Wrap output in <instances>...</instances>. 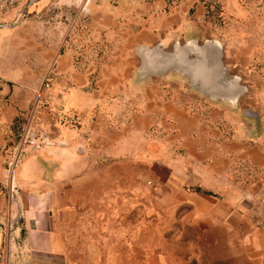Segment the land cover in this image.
I'll return each instance as SVG.
<instances>
[{"label":"rangeland","instance_id":"rangeland-1","mask_svg":"<svg viewBox=\"0 0 264 264\" xmlns=\"http://www.w3.org/2000/svg\"><path fill=\"white\" fill-rule=\"evenodd\" d=\"M237 4L0 0V157L10 178L25 158L44 157L58 163L65 200L76 198L83 208L94 202L100 212L103 197L110 212L127 218L194 217L154 211L167 191L185 188L217 196L232 217L246 220L239 231L264 230L263 51L261 43L253 48L261 36ZM207 40L224 48L225 87L213 56L219 89L194 68L205 51L196 45ZM159 45L169 55L141 51ZM163 65L172 68L156 69ZM236 76L248 88L237 103L202 91L227 93ZM10 185L19 201L20 184L12 178ZM240 234L213 237L232 238V248L222 243L224 255L242 250ZM187 240L190 252L196 245L213 253L206 234L190 232Z\"/></svg>","mask_w":264,"mask_h":264},{"label":"crops","instance_id":"crops-1","mask_svg":"<svg viewBox=\"0 0 264 264\" xmlns=\"http://www.w3.org/2000/svg\"><path fill=\"white\" fill-rule=\"evenodd\" d=\"M234 1L247 27L261 36L251 43L253 48L261 43L264 60V0H246L245 9L241 0ZM4 160L0 157V264H142L143 256L146 264H264V230L239 231L246 220L232 217L231 208L215 195L185 188L167 191V201L157 202L155 212L160 206L195 216L159 218L150 213L127 218L114 207L110 212L109 199L103 197L100 212L94 202L85 208L76 198L67 202L58 163L27 157L12 177L23 190L17 201L11 196L12 178ZM220 230H228L235 240L241 233L242 250L223 255L222 243L232 248L233 240L214 238ZM190 232L211 237L213 253L196 251V245L190 252Z\"/></svg>","mask_w":264,"mask_h":264},{"label":"water","instance_id":"water-1","mask_svg":"<svg viewBox=\"0 0 264 264\" xmlns=\"http://www.w3.org/2000/svg\"><path fill=\"white\" fill-rule=\"evenodd\" d=\"M4 27V25H0V28ZM197 51L198 52H202L203 50H206V49H212L214 50V53H215V61L217 63V66H218V70H219V80H220V84L221 86L225 87L227 86V68L223 62V58H224V48H223V45L221 44V42H219L218 40H207L203 43V45H199L197 44ZM142 53L146 54V53H149V52H159L160 54L162 55H169V53H167L165 51L164 48H162L161 45L155 47L154 49H141ZM170 68H172V66L170 65H163L162 67L160 68H156L157 70L159 71H168ZM174 68V66H173ZM144 70V69H143ZM147 70V69H146ZM155 70V71H157ZM145 71V70H144ZM146 72V71H145ZM241 78L239 76H236L234 79H232L230 81V84L234 85L235 86V89L237 91V93L232 96V94H227V93H219V94H216V93H213V92H210L209 90H202L203 93H205L206 95L214 98V99H222V100H230L232 103H237L239 98L243 95V94H246L248 92V88L246 86H243L241 85ZM238 97V99L233 102V98H236ZM247 113V116L252 118V119H255L257 120L258 119V115L256 113H254L253 111H248L246 112Z\"/></svg>","mask_w":264,"mask_h":264},{"label":"bare ground","instance_id":"bare-ground-1","mask_svg":"<svg viewBox=\"0 0 264 264\" xmlns=\"http://www.w3.org/2000/svg\"><path fill=\"white\" fill-rule=\"evenodd\" d=\"M214 54L215 53L213 50H210V51L205 50L202 54V58L200 59V61L198 60L200 63H198L194 68L196 70L195 72L197 73L198 76H200V78L203 80L205 85L212 86L214 89L215 88L219 89L220 87H219L218 81H217L218 75H217L216 69H214V65H213V56H215ZM186 56H185V58H186ZM185 58H182L183 60L182 59L178 60V61H180L179 62L180 65H182V66L187 65V64H185L186 63L185 61H188V60H186ZM235 90L236 89L233 86L231 89L227 90V93L229 91V92L233 93V96H234L235 95L234 93H237V91H235ZM224 92H225V90H224Z\"/></svg>","mask_w":264,"mask_h":264},{"label":"built area","instance_id":"built-area-1","mask_svg":"<svg viewBox=\"0 0 264 264\" xmlns=\"http://www.w3.org/2000/svg\"><path fill=\"white\" fill-rule=\"evenodd\" d=\"M12 191H13V189H12Z\"/></svg>","mask_w":264,"mask_h":264}]
</instances>
